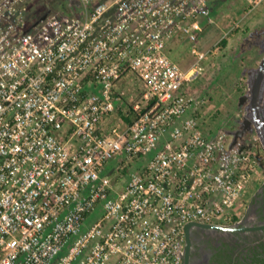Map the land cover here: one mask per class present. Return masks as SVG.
Instances as JSON below:
<instances>
[{
	"label": "built area",
	"instance_id": "obj_1",
	"mask_svg": "<svg viewBox=\"0 0 264 264\" xmlns=\"http://www.w3.org/2000/svg\"><path fill=\"white\" fill-rule=\"evenodd\" d=\"M77 1L33 27L28 0H0V264H183L186 225L240 219L262 170L257 136L213 132L186 90L223 50L198 46L214 0ZM179 33L188 68L168 53ZM132 76L150 106L108 123ZM114 162L134 168L122 188Z\"/></svg>",
	"mask_w": 264,
	"mask_h": 264
},
{
	"label": "flooded vegetation",
	"instance_id": "obj_2",
	"mask_svg": "<svg viewBox=\"0 0 264 264\" xmlns=\"http://www.w3.org/2000/svg\"><path fill=\"white\" fill-rule=\"evenodd\" d=\"M247 41L262 55V62L264 31L252 32ZM247 75L255 86L254 92L251 94L247 90L240 98L238 127L225 132L229 139L245 143L257 136L262 154V176L247 212L237 223L208 224L216 227L194 226L191 229L188 264H264V73L259 75L248 70ZM186 260L185 248L183 264Z\"/></svg>",
	"mask_w": 264,
	"mask_h": 264
},
{
	"label": "rangeland",
	"instance_id": "obj_3",
	"mask_svg": "<svg viewBox=\"0 0 264 264\" xmlns=\"http://www.w3.org/2000/svg\"><path fill=\"white\" fill-rule=\"evenodd\" d=\"M54 0H28V8L25 6V8L28 9L27 16L28 20L31 21H37L45 12H47L50 8L49 5ZM61 1H65L66 5L73 11L78 12V10H75L76 8L75 3H73V0H57L56 3H59ZM231 3L227 9L216 16L214 22L212 24H209L207 30L203 33V41L201 44H198L199 49L201 50H209L215 44L217 41L221 40L222 38H226L228 31L233 27L232 15L240 16V14L245 12V2L244 0H233L228 1ZM61 10L56 9L54 11V14L57 15H64L63 12H60ZM241 12V13H240ZM220 16H222V20L225 21L221 24H219ZM244 22V21H243ZM255 31H264V3L258 7L254 13L250 17H248V20L245 22V24L240 26V29L237 33H232L228 37V48H224V51H227L226 57H230V53L234 54L236 56L237 54L240 56L244 50H249L252 48L250 41H247V37ZM185 42L184 48L182 49H170V55L171 57L180 63V65H183V61L179 57L180 51H184L187 54L191 56L192 46L189 42ZM252 54V53H251ZM254 57L256 58L259 54L257 52H253ZM223 57V56H222ZM258 58V57H257ZM213 59V58H210ZM209 59V60H210ZM208 60V61H209ZM227 69L229 72L224 77V80L219 82V84L216 86L215 89H211L209 92V99L211 101L210 106V113L216 112L214 110H220L218 111V116L214 119L217 122L210 123V126H215V131L219 132V128L225 129V130H232L236 129L238 127L237 124V117H239L238 111L240 109L241 102L239 101L240 98L245 95V93L250 91L249 90V82L242 77L243 72L242 70H239L238 65L235 63L232 67H228ZM224 70H220V72H223ZM216 75L218 73V70H215L214 72ZM209 76V73H208ZM205 79V78H204ZM204 79H199L197 83L199 85L204 84ZM206 80V79H205ZM210 82H206L204 87L209 86ZM211 88H214L213 86ZM193 94V93H192ZM202 92L196 91V97H201ZM116 163V162H115ZM262 169H263V162H262ZM128 174H120L119 176L115 177L113 181V184L117 188H122L129 177ZM262 176V170L260 175L258 176V179L251 185L248 193L246 194V197L244 198L243 202L241 203V216L240 219L243 218L245 213L247 212L248 205L251 202V198L253 194H255L256 189L258 188V181Z\"/></svg>",
	"mask_w": 264,
	"mask_h": 264
},
{
	"label": "crops",
	"instance_id": "obj_4",
	"mask_svg": "<svg viewBox=\"0 0 264 264\" xmlns=\"http://www.w3.org/2000/svg\"><path fill=\"white\" fill-rule=\"evenodd\" d=\"M228 1H233V0H214L212 3H211V7H212V18H213V21L215 20L216 16L219 15L220 13L224 12L227 7L231 4L229 3ZM241 13V12H240ZM254 13V12H253ZM246 15V12H242L240 14V16H236V15H232L231 16V19L233 21L237 20V19H241L242 16ZM252 15L249 14L247 15L242 22V26L245 24V22L248 20V17H250ZM222 16H220V19H219V24L225 22V21H220L222 20ZM243 18V17H242ZM232 21V23H233ZM204 24V31L207 30L208 26H210L209 24H207L206 22L203 23ZM240 29V28H239ZM203 31V33H204ZM230 31V30H229ZM228 31V32H229ZM203 33L201 34V40H200V43L203 41ZM232 34V33H231ZM229 34L227 35L226 40H228V37ZM188 42L186 37L183 36L181 33H179L177 35V37L174 39V41H172V43L169 45V49H173V48H176V49H182L184 48V45H185V42ZM220 41V40H219ZM218 42V41H217ZM228 48V44H227V47L226 49ZM227 51H224V47H223V50L221 51V53L216 57V58H213V59H210L209 61H205L204 62V68H205V76L204 78V84H200L197 83L199 81H196L195 83H192L190 85H187L186 86V90L190 93H193L194 95H196V91L199 93V92H202V98H201V101H200V104H201V109L203 111L204 114L206 115H213V118H209L208 121H210V123H214V122H217L214 120V115L215 113H217L218 111L220 110H214L216 112H213V113H210V106H211V101L209 99V92L211 91V89H215L216 86L219 84V82L223 81L224 80V77L227 75V73L229 72L227 69H229L228 67H232L233 65H235V63L238 65V68L239 70H242V74L247 81H249V78H248V75H247V71H251L253 73V71H256V69L259 67L260 65V62H261V58H262V55H258L256 58L254 57L253 55V52H254V49L251 48L249 50H244V52H242V54L239 56L238 54L236 56H234V54L230 53V57L227 58L225 55L227 54L226 53ZM252 53V54H251ZM223 56V57H222ZM179 57L180 59L183 61V65H181L183 68H188L192 65V63L194 62L195 58L191 52V56L189 54H187L186 52L184 51H180L179 53ZM175 61V60H174ZM177 62V61H176ZM179 63V62H177ZM180 64V63H179ZM215 70H218V73L217 75L214 73ZM220 70H224L223 72H220ZM208 73H209V76H208ZM202 79V78H201ZM210 82L209 86H206L204 87L205 83L206 82ZM214 87V88H211V87ZM117 117L116 115L114 114L113 116H111L109 119H108V123H114V122H117ZM209 123V126H207L210 130H212L213 132H215V126H210L211 124ZM106 127V126H104ZM220 130H223V131H227L225 129H221L219 128V131Z\"/></svg>",
	"mask_w": 264,
	"mask_h": 264
},
{
	"label": "trees",
	"instance_id": "obj_5",
	"mask_svg": "<svg viewBox=\"0 0 264 264\" xmlns=\"http://www.w3.org/2000/svg\"><path fill=\"white\" fill-rule=\"evenodd\" d=\"M55 1L57 0H54L49 5L50 8L49 10H51L52 13L56 11V9H59L61 10L60 12H63L64 15L66 16L79 14V3L77 0H73V3H75V6L73 7L76 8L75 10H78V12L76 13L73 12L66 5L65 1H61L59 3H56ZM26 5L25 6L28 8V4ZM27 8H25L26 11H28L29 9ZM238 31L239 29L233 31L232 33L234 32L237 33ZM227 44H228V40L223 39V41L221 42L222 47L226 48ZM168 53L170 55L169 46H168ZM204 76L205 75H203L201 78H204ZM144 93H145L144 85L142 84L141 80L138 79L137 77L132 76L126 78L125 80H120L117 82L115 89V97L118 99H116L115 113H114L118 119L117 121H122L124 124H132L137 118V112L135 111V106L139 104L142 109H145L150 106L151 103L145 100ZM217 114L218 112L215 113L214 115L215 118L218 116ZM133 169L134 168L132 167V165L130 166L125 164L120 165L118 162L116 163L114 162L110 165L108 170L111 179L114 180L115 177L119 176L120 174L122 175L128 174L127 176L129 177ZM239 220H240L239 217H235L234 223H237Z\"/></svg>",
	"mask_w": 264,
	"mask_h": 264
},
{
	"label": "water",
	"instance_id": "obj_6",
	"mask_svg": "<svg viewBox=\"0 0 264 264\" xmlns=\"http://www.w3.org/2000/svg\"><path fill=\"white\" fill-rule=\"evenodd\" d=\"M52 13L51 10H48L47 12H45L39 19L38 21H36V23L33 25V27L37 26L41 21L45 20L50 14ZM28 30H31L28 29ZM255 73H260L263 72L264 73V60L261 62V64L259 65V67L256 69V71H254ZM250 77H249V90L251 91V94H253L254 92V87L250 81ZM251 83V84H250ZM236 141H234L235 143ZM194 226H203V227H216V225H208V224H201V223H197V222H190L186 225V239H187V246H186V264H188V256H189V251H190V245H191V241H190V231Z\"/></svg>",
	"mask_w": 264,
	"mask_h": 264
}]
</instances>
